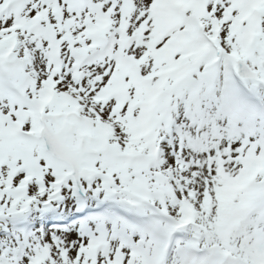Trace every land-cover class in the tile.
<instances>
[{"label":"snow or ice","instance_id":"1","mask_svg":"<svg viewBox=\"0 0 264 264\" xmlns=\"http://www.w3.org/2000/svg\"><path fill=\"white\" fill-rule=\"evenodd\" d=\"M0 264H264V0H0Z\"/></svg>","mask_w":264,"mask_h":264}]
</instances>
